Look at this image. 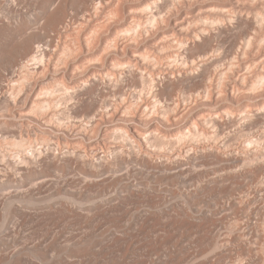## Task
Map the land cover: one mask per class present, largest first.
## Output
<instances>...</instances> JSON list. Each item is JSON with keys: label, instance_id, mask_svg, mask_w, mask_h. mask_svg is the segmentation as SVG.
<instances>
[{"label": "rangeland", "instance_id": "rangeland-1", "mask_svg": "<svg viewBox=\"0 0 264 264\" xmlns=\"http://www.w3.org/2000/svg\"><path fill=\"white\" fill-rule=\"evenodd\" d=\"M8 21L30 27L39 68L18 69L22 30ZM0 36V264H264V0H0ZM42 99L52 113H35ZM131 126L163 140L201 131L215 148L150 169L133 159Z\"/></svg>", "mask_w": 264, "mask_h": 264}, {"label": "bare ground", "instance_id": "bare-ground-1", "mask_svg": "<svg viewBox=\"0 0 264 264\" xmlns=\"http://www.w3.org/2000/svg\"><path fill=\"white\" fill-rule=\"evenodd\" d=\"M145 9H150L149 7H146ZM145 9L143 10V11H145ZM138 11V10H137ZM139 13H143L142 11L141 12H139ZM63 14V13H62ZM138 15V14H137ZM136 15V16H137ZM55 17V16H54ZM142 17V16H141ZM154 17V16H153ZM5 18H6V16H5ZM134 18V17H133ZM54 19V18H53ZM150 19V21H151V19L152 18H149ZM155 19V18H154ZM152 20V22H155V20ZM148 20V19H147ZM7 20H5V22H6ZM20 22H22V21H20ZM215 22V21H214ZM148 23V22H147ZM53 24V23H52ZM6 25V24H5ZM140 25V24H139ZM139 25H138V27H139ZM219 25V24H218ZM137 26V25H136ZM29 28L30 27H28V24H23V23H10L9 21L7 22V25L5 26V28H4V30L7 32V33H12V35L13 34H17V33H19L20 32V30H22L21 31V33H20V35L22 34V37L20 38V39H17V40H19V41H17V44L14 42V44H16V46L15 45H13V47L15 46L16 48L17 47H21V49H23V53H21L22 55H21V59H22V61L19 63V67H18V69H24V68H26L28 65H31V66H33V67H31L32 69H37V68H39V66L42 64L43 65V63H44V59H45V57H44V53H40V45H34V43H33V41H31V38H30V36H29V38H30V40H27L28 39V36L26 37V35H29L28 33V30H29ZM138 29V28H137ZM181 29V28H180ZM224 29H225V27H224ZM131 31V30H130ZM5 33V32H4ZM128 34V33H127ZM197 34V33H196ZM4 35V34H3ZM11 35V36H12ZM18 35V34H17ZM31 35V34H30ZM204 35H203V33L202 32H199V34L196 36L197 38H201V37H203ZM0 37H2V36H0ZM14 37H16V36H14ZM19 37V36H18ZM8 38V37H7ZM134 38V37H133ZM194 38H195V36H194ZM213 38V37H212ZM6 39V38H5ZM9 39H12V38H10L9 37ZM25 39H26V41H25ZM32 39H33V37H32ZM215 39V38H214ZM202 40H204L203 38H202ZM213 40V39H212ZM6 41V40H5ZM12 40H9V42H11ZM16 41V40H15ZM209 42V41H208ZM213 43V42H212ZM4 44V43H3ZM13 44V43H12ZM153 44V43H152ZM204 45V44H203ZM207 45V44H206ZM8 46V45H7ZM10 46V45H9ZM157 47V46H156ZM8 48V47H7ZM10 48V47H9ZM12 48V47H11ZM115 49V48H114ZM117 49V48H116ZM155 49V48H154ZM212 49V48H211ZM5 50H6V48H5ZM15 50V49H14ZM210 50V49H209ZM157 51H158V49H157ZM169 51V50H168ZM9 52V51H8ZM12 52V51H11ZM19 52V51H18ZM134 52H136V51H134ZM164 52H165V50H164ZM185 52V51H184ZM213 52V51H212ZM5 53H6V51H5ZM148 53V52H147ZM161 53V52H160ZM19 54V53H18ZM3 55V54H2ZM166 55V54H165ZM182 55V54H181ZM211 55V54H210ZM132 56H136L135 54L133 55L132 54ZM155 56V55H154ZM8 57V56H7ZM6 57V58H7ZM19 57H20V55H19ZM145 57H146V55H145ZM159 57V56H158ZM167 57V56H166ZM140 58V57H139ZM151 58V57H150ZM4 59V58H3ZM145 59V58H144ZM1 60V59H0ZM63 60V59H62ZM148 60V59H147ZM161 60V59H160ZM165 60V59H164ZM6 61H7V59H6ZM20 61V60H19ZM137 61V64H138V66H140V68L142 67V69L144 68V67H147V65H148V63L147 62H145V60H142L141 58L139 59V60H136ZM219 61V60H218ZM4 62V61H3ZM114 63V62H113ZM205 63V62H204ZM214 63H216V62H214ZM120 64V63H119ZM134 64V63H133ZM132 64V65H133ZM206 64V63H205ZM63 65V64H62ZM131 65V64H130ZM14 66V65H13ZM53 66V65H52ZM114 66V65H113ZM119 66V65H118ZM137 66V65H136ZM116 67V66H115ZM115 67H111V69H110V71L112 72V73H114V72H116V68ZM121 67V66H120ZM149 67V66H148ZM162 67V66H161ZM29 68V67H28ZM28 68H27V70H28ZM77 68V67H76ZM154 68V67H153ZM15 69V68H14ZM72 69V68H71ZM155 69V68H154ZM156 69H157V67H156ZM16 70H17V68H16ZM44 70V69H43ZM78 70V69H77ZM137 70V69H136ZM41 71V70H40ZM24 72V71H23ZM135 72H137V71H135ZM169 72V71H168ZM25 73V72H24ZM30 73V72H29ZM166 73V72H165ZM179 73V72H178ZM72 74V73H71ZM148 74V73H147ZM164 74V73H163ZM171 74H174V73H171ZM183 74V73H182ZM21 75V74H20ZM29 75V74H28ZM28 75H26V77H28ZM43 75V74H42ZM113 75V74H112ZM119 75V74H118ZM149 75V74H148ZM22 76V75H21ZM75 76V75H74ZM202 76V75H201ZM25 77V78H26ZM31 77V76H30ZM94 77V76H93ZM96 77H97V75H96ZM204 77V76H203ZM23 78V77H22ZM25 78H24V83H25ZM37 78V77H36ZM167 78H169V77H167ZM193 78V77H192ZM258 78H260V77H258ZM261 79V78H260ZM22 80V79H21ZM188 80V79H187ZM171 81V80H170ZM258 81V80H257ZM102 82V81H101ZM264 82V81H263ZM21 83V82H20ZM117 83V82H116ZM170 83V82H169ZM172 83V82H171ZM262 83V82H261ZM19 84V83H18ZM60 84V83H59ZM167 84V83H166ZM17 85V84H16ZM100 85H102V84H100ZM155 85V84H154ZM171 85V84H170ZM18 86V85H17ZM21 86V85H20ZM166 86V85H165ZM232 86V85H231ZM13 87H14V85H13ZM22 87V86H21ZM156 87V86H155ZM233 87V86H232ZM61 88V87H60ZM94 88V87H93ZM244 88V87H243ZM19 89H21V88H19ZM165 89V88H164ZM65 90V92H66V89L64 88L63 89V91ZM153 90L155 91V94L156 95H161L162 93H163V91H161L160 89H159V91H157V89H154L153 88ZM152 90V91H153ZM221 90V89H220ZM237 90V89H236ZM62 91V90H61ZM70 90H68V92H69ZM238 91H240V90H238ZM20 92V91H19ZM22 92V91H21ZM53 92H54V90H53ZM53 92H52V90H48L47 88L46 89H44L43 90V92H42V98L44 97V98H46V97H50L51 95L53 96ZM57 91H55V93H56ZM91 92V91H90ZM243 92V91H242ZM11 93V92H10ZM55 93H54V95H55ZM72 93V92H71ZM222 93V92H221ZM15 94H17V93H15ZM57 94V93H56ZM62 94H64V93H62ZM61 94V95H62ZM59 95V94H58ZM88 95V94H87ZM9 96H11V95H9ZM15 96V95H14ZM51 96V97H52ZM67 96V95H66ZM65 97V96H64ZM89 97V96H88ZM157 97V96H156ZM156 97H154V98H156ZM9 98V97H8ZM12 98V97H11ZM14 98V97H13ZM36 98V97H35ZM41 98V97H40ZM206 98V97H205ZM61 99V98H60ZM55 100H56V98H55ZM64 100H66V99H64ZM150 101V100H149ZM158 101V100H157ZM49 102V100H47V99H42V100H37V102H35V104H33V105H35L34 106V108H35V113L36 112H40V113H43V114H45L48 110H49V112H50V109H52V108H54L55 109V106L53 107L52 106V108H50L51 106H50V102ZM58 102V101H57ZM52 103H53V100H52ZM170 103V102H169ZM55 104V103H54ZM54 104H52V105H54ZM58 104V103H57ZM57 104H55V105H57ZM153 104H155V103H153ZM157 104H159V103H157ZM164 105V104H163ZM167 105V104H166ZM71 106V105H70ZM148 106V105H147ZM157 106V105H156ZM155 106V107H156ZM169 106V105H168ZM173 106H174V104H173ZM132 107V106H131ZM152 107V106H151ZM162 107V106H161ZM164 107V106H163ZM171 107V106H170ZM141 108H143V107H141ZM150 108V107H149ZM168 108V107H167ZM187 108V107H186ZM56 109H57V107H56ZM69 109V108H68ZM99 110V109H98ZM124 110H126L125 108H124ZM153 110V109H152ZM187 110V109H186ZM34 111V110H33ZM61 111V110H60ZM138 111V110H137ZM149 111V110H148ZM168 111H171V110H168ZM28 112H29V110H28ZM53 112V111H52ZM52 112H50V113H52ZM63 112V111H62ZM95 112V111H94ZM129 112V111H128ZM142 112V111H141ZM140 112V113H141ZM147 112V111H146ZM153 112V111H152ZM166 112V111H165ZM258 112V111H257ZM56 113V112H55ZM58 113H60V112H58ZM67 113V112H66ZM69 113V112H68ZM67 113V114H68ZM130 113V112H129ZM134 113V112H133ZM136 113H138V112H136ZM139 113V114H140ZM143 113H145V112H143ZM155 113H156V111H155ZM183 113V112H182ZM47 114H48V112H47ZM54 114V113H53ZM61 114V113H60ZM63 114H65V113H63ZM163 114V113H162ZM208 114V113H207ZM34 115V114H33ZM38 115H40V114H38ZM59 115V114H58ZM95 115V114H94ZM94 115H92V116H94ZM138 115V114H137ZM165 115H166V113H165ZM255 114H253V116H254ZM259 115V114H258ZM262 115V114H261ZM31 116V115H30ZM47 116V115H46ZM51 116H52V114H51ZM54 116V115H53ZM52 116V117H53ZM69 116V115H68ZM67 116V117H68ZM96 116V115H95ZM126 116V115H125ZM133 116H136V115H133ZM141 116V115H140ZM152 116V115H151ZM159 116H161L160 114H159ZM166 116H168V118L166 119V121H164L163 119V121H164V123L166 122V123H168L169 124V122L171 123V121H172V119L173 120H176L177 119V113H175L174 111H172V113L171 114H169V115H166ZM202 116V115H201ZM249 116V115H248ZM257 116V115H256ZM43 117V116H42ZM122 117V116H121ZM128 117H129V115H128ZM149 116H147V118H148ZM252 117V116H251ZM250 117V118H251ZM260 116H258V117H255V118H259ZM262 117V116H261ZM264 117V116H263ZM44 118V117H43ZM47 118V117H46ZM45 118V119H46ZM54 118V117H53ZM53 118L51 119V121L53 120ZM93 118V117H92ZM91 118V119H92ZM95 118V117H94ZM162 118V117H161ZM180 118V117H179ZM178 118V119H179ZM198 118V117H197ZM55 119L56 120H58V122L57 123H59V122H62L61 120V118H59L58 116L57 117H55ZM63 119H65V118H63ZM69 119V118H68ZM212 119V118H211ZM260 119V118H259ZM259 119H256V121L258 120L259 121ZM66 120V119H65ZM209 121V118L208 119H206V117H204V118H198V120H197V122L195 123L196 124V126H198V124H204L205 125V123L206 122H208ZM218 120V119H217ZM255 121V122H256ZM46 122H47V120H46ZM49 122V121H48ZM47 122V123H48ZM70 122V121H69ZM68 122V123H69ZM51 123V122H50ZM54 123V122H53ZM131 125H132V122L130 121L129 122ZM163 123V124H164ZM189 123V122H188ZM187 123V124H188ZM213 123V122H212ZM258 123V122H257ZM256 123V124H257ZM30 124V123H29ZM31 124H34V123H31ZM63 124V123H62ZM70 124V123H69ZM129 124V125H130ZM191 124V123H190ZM194 124V125H195ZM44 125H46V124H44ZM48 125H49V123H48ZM51 125V124H50ZM64 125V124H63ZM62 125V126H63ZM82 125H83V123H82ZM151 125V124H150ZM167 125V124H166ZM258 125V124H257ZM30 127H31V125H29ZM34 126V125H33ZM96 126V125H95ZM137 126V125H136ZM191 126H193V125H191ZM210 126V125H209ZM64 127H66V126H64ZM194 127V126H193ZM59 128V127H58ZM74 128V127H73ZM94 128V127H93ZM131 129H132V132H134L135 134H128V135H130V136H128V137H130V141L132 142L131 143V145H132V147H134L133 149H134V153H133V155H135V156H133V159H134V161H137V162H141L145 167H147V168H149L150 167V169H152V168H156L157 170H158V168H159V171H161L162 169L163 170H166L167 169V171H168V167H169V169H170V165L172 164V162H175V164L176 163H179V162H181V159L183 158V156L184 157H187L186 159H187V161L190 163V164H194V163H197V158H199L200 160L202 159L201 157H204V153L203 152H205L204 150H206V149H208V150H210V151H212V150H214V146L213 145H211V144H209L208 143V146H204V144H201V142L199 143V140L198 139H205L206 137H205V134L203 133V135L200 133V132H198V131H195V132H193L196 128H198V127H194V128H192V129H194L191 133H189V132H187V133H189V134H182V132H179V134H176V135H174L173 137H168V139L166 140V138H165V140H163V139H160L159 138V136H158V138H157V135L155 134L154 136H152V134H141L140 132H137L134 128H132V126L130 127ZM60 129V128H59ZM58 129V130H59ZM78 129V128H77ZM80 129V128H79ZM78 129V130H79ZM83 129V128H82ZM109 129V128H108ZM119 129H121V128H119ZM118 129V130H119ZM130 129V130H131ZM209 129V128H208ZM45 130V129H44ZM63 130V129H62ZM61 130V131H62ZM93 130V129H92ZM146 130V129H145ZM190 129H188V131H189ZM200 130V129H199ZM77 131V130H76ZM113 131V130H112ZM117 131V130H116ZM122 131V130H121ZM187 131V130H186ZM118 132H120V131H118ZM118 132H117V134H118ZM184 132V131H183ZM43 133V132H42ZM181 133V134H180ZM74 134V133H73ZM92 134V133H91ZM112 134V133H111ZM122 134V133H121ZM120 134V135H121ZM123 135V134H122ZM121 135V136H122ZM173 135V134H172ZM114 136V135H113ZM117 136V135H116ZM127 136V135H126ZM169 136V135H168ZM217 136V135H216ZM125 137V136H124ZM209 137V136H208ZM213 137V136H212ZM218 137V136H217ZM115 138V137H114ZM114 138H112V139H114ZM104 139V138H103ZM111 138H110V140L108 141V147H110V148H112L113 150H114V152L115 151H117V149L118 148H120L116 143H117V139H114V140H112ZM126 139V138H125ZM207 139V138H206ZM211 139V138H210ZM128 140V139H127ZM126 140V141H127ZM220 140V139H219ZM214 141V140H213ZM21 142V141H20ZM18 143V142H14L15 144H17V146L19 145V146H22V145H20V144H22V143ZM23 142V141H22ZM122 142V141H121ZM129 142V141H128ZM207 142V141H206ZM215 142V141H214ZM125 143H127V142H125ZM222 143V142H221ZM224 143V142H223ZM128 144V143H127ZM106 145V144H105ZM107 147V148H108ZM131 148V147H130ZM219 149V148H218ZM217 149V150H218ZM226 149V148H225ZM120 152V151H119ZM122 152V151H121ZM125 152V151H124ZM216 152V151H215ZM102 153V152H101ZM198 153L199 154H203V156H200V157H197L198 156ZM66 154V153H65ZM82 154V153H81ZM80 154V155H81ZM119 154V153H118ZM124 154V153H123ZM207 154V153H206ZM211 154V153H210ZM61 155V154H60ZM67 155H68V152H67ZM197 155V156H196ZM234 155H235V153H234ZM72 156V155H71ZM77 156H78V154H77ZM94 156V155H93ZM196 156V157H195ZM228 156V155H227ZM59 157V156H58ZM117 157H118V155H117ZM207 157V156H206ZM212 157V156H211ZM213 157H215L217 160H219V161H229V160H231L232 161V158H234V157H232L231 159H228V160H225V159H223V157H221L220 155H218L217 153H216V155L215 156H213ZM67 158H69V157H67ZM100 158H101V156H100ZM116 158V157H115ZM215 158H213V159H215ZM57 159V158H56ZM63 159V158H62ZM104 159V158H103ZM117 160H116V163L120 166V167H125V166H128L129 165V161H130V158L129 159H126V157H123V155L122 156H120L119 158H116ZM132 159V158H131ZM205 159H207V158H205ZM236 159V158H235ZM60 160V159H59ZM88 160V159H87ZM107 160V159H106ZM105 160V161H106ZM199 160V161H200ZM237 160H239L238 158L236 159V161ZM27 161V160H26ZM65 161V160H64ZM215 161V160H214ZM240 161V160H239ZM238 161V162H239ZM245 161V160H244ZM70 162V161H69ZM85 161H83V163H84ZM185 162V161H184ZM202 162V161H201ZM206 162H208V161H206ZM230 162V161H229ZM254 162V161H253ZM80 163V162H79ZM82 163V164H83ZM108 164L107 162H104V164ZM132 163V162H131ZM135 163V162H134ZM171 163V164H170ZM186 163V162H185ZM211 163V162H210ZM219 163V162H218ZM230 163H232V162H230ZM229 163V164H230ZM40 164H42V163H40ZM57 164H59V163H57ZM85 164H87V163H85ZM91 164V163H90ZM169 164V166H167ZM204 164V163H203ZM220 164V163H219ZM223 164V163H222ZM235 164V163H234ZM111 165V164H110ZM110 165H109V167H110ZM113 165V164H112ZM133 165V164H132ZM135 165V164H134ZM239 165H240V163H239ZM28 166V165H27ZM59 166V165H58ZM86 166H88V165H86ZM90 166V165H89ZM136 166V165H135ZM172 166V165H171ZM183 166V165H182ZM190 166V165H189ZM224 166H226V165H224ZM95 167V166H94ZM109 167H107V165L105 166H100V164L97 166V170L98 171H100V172H106V171H109L108 170V168ZM133 167V166H132ZM137 167V166H136ZM184 167V166H183ZM182 167V168H183ZM192 167V166H191ZM89 168V167H88ZM91 168V167H90ZM113 168V167H112ZM127 168V167H126ZM138 168V167H137ZM173 168V167H172ZM236 168V167H235ZM128 169H129V167H128ZM136 169V168H135ZM161 169V170H160ZM183 169H185V168H183ZM189 169V168H188ZM137 170V169H136ZM162 170V171H163ZM209 170H210V168H209ZM257 170V169H256ZM187 171V170H186ZM185 171V172H186ZM243 171V170H242ZM246 171V170H245ZM249 171V170H248ZM259 171H261V170H259ZM258 171V173L260 174V172ZM95 172V171H94ZM93 172V173H94ZM114 172H116V171H114ZM133 172V171H132ZM166 172V171H165ZM190 172V171H189ZM97 173V172H96ZM95 173V174H96ZM108 173V172H107ZM138 173V172H137ZM143 173V172H142ZM183 173V172H182ZM211 173V172H210ZM234 173H236V172H234ZM256 173V172H255ZM130 174V173H129ZM139 174V173H138ZM187 174V173H186ZM198 174V173H197ZM226 174V173H225ZM232 174V173H231ZM262 174V173H261ZM180 175H183V174H180ZM185 175V174H184ZM187 175H189V174H187ZM203 175V174H202ZM239 175V174H238ZM87 176V175H86ZM111 176V175H110ZM179 176V175H178ZM193 176V175H192ZM196 176V175H195ZM206 176V175H205ZM211 176V175H210ZM246 176V175H245ZM257 176V175H256ZM91 177V176H90ZM177 177V176H176ZM186 177V176H185ZM184 177V178H185ZM199 177V176H198ZM209 177V176H208ZM219 177V176H218ZM229 175H228V177H227V179H229ZM232 177H233V175H232ZM236 177V176H235ZM247 177V176H246ZM86 178V177H85ZM92 178V177H91ZM118 178H120V177H118ZM187 178H190V177H187ZM201 178V177H200ZM231 178V177H230ZM99 179V178H98ZM101 179V178H100ZM121 179V178H120ZM191 179V178H190ZM199 179V178H198ZM202 179V178H201ZM221 179V178H220ZM223 179V178H222ZM240 179V178H239ZM194 180V179H193ZM234 180V179H233ZM235 180H236V178H235ZM252 180V179H251ZM254 180V179H253ZM98 181V180H97ZM124 181V180H123ZM183 181V180H182ZM189 180H187L186 182H188ZM196 181V180H195ZM224 181V180H223ZM68 182V181H67ZM117 181H115V183H116ZM121 182V181H120ZM186 182H181V184H182V186L183 185H186ZM194 182V181H193ZM222 182V181H221ZM71 183V182H70ZM122 183V182H121ZM203 183H204V181H203ZM212 183V182H211ZM215 183V182H214ZM218 183V182H217ZM225 183V182H224ZM55 185V184H54ZM92 185H94V184H92ZM126 186H125V190L129 193V194H135V193H137V194H140V190L142 191L143 189H139V185L137 186V185H135V184H131V183H128V184H125ZM188 185L189 186H191V185H193L192 187H194V184H192L191 183V180H190V183H188ZM187 185V186H188ZM208 185V184H207ZM221 185V184H220ZM83 186V185H82ZM123 186V185H122ZM55 187H57V185H55ZM85 187V186H84ZM184 187V186H183ZM76 188V187H75ZM110 188V187H109ZM54 189V188H53ZM59 189H62V188H59ZM66 189V188H65ZM93 189V188H92ZM190 189H192V188H190ZM189 189V190H190ZM199 189V188H198ZM201 189V188H200ZM203 189V188H202ZM201 189V190H202ZM204 189H205V187H204ZM208 189V188H207ZM212 189V188H211ZM254 189V188H253ZM256 189V188H255ZM58 190V189H57ZM209 190V189H208ZM259 191V190H258ZM257 191V192H258ZM68 192V191H67ZM91 192V191H90ZM100 192V191H99ZM104 192V191H103ZM124 192V191H123ZM185 192V191H184ZM255 192V191H254ZM107 193V192H106ZM125 193V192H124ZM186 193V192H185ZM197 192L194 190V191H191V192H188V193H186L187 195H185V196H187V197H192V196H195L196 195V197H197V194H196ZM209 193V192H208ZM58 194H59V190H58ZM61 194V193H60ZM105 194V193H104ZM126 194V193H125ZM143 194V193H142ZM184 194V193H183ZM227 194V193H226ZM70 195V194H69ZM252 195V194H251ZM104 196V195H103ZM58 197V196H57ZM68 197V196H67ZM74 197V196H73ZM122 197V196H121ZM120 197V198H121ZM125 198L127 197V196H124ZM140 197V196H139ZM251 197V196H250ZM61 199L63 198L62 196L60 197ZM116 198H118V197H116ZM130 198V197H129ZM58 200H59V198H57ZM60 199V200H61ZM66 199V198H65ZM63 200V202L65 201L66 202V200ZM69 199V198H68ZM111 199V198H110ZM112 199H114V198H112ZM128 199V198H127ZM140 199V198H139ZM141 199H143V198H141ZM58 200H55V202L57 201L58 202ZM109 200V199H108ZM123 200V199H122ZM129 200V199H128ZM134 200V199H133ZM192 200V199H191ZM195 200V199H194ZM220 200V199H219ZM45 201V200H44ZM111 201V200H110ZM114 201H116V200H114ZM190 201V200H189ZM62 202V203H63ZM118 202V201H117ZM194 202V201H193ZM60 203V202H59ZM69 203V202H68ZM97 203V202H96ZM95 203V204H96ZM100 203V202H99ZM98 203V204H99ZM120 203H121V201H120ZM67 203H65V205H66ZM70 204V203H69ZM95 204L94 205H92L91 206V208L92 207H95V208H92V210L93 211H100L101 210V206L99 207V206H95ZM98 204H96V205H98ZM114 204V203H113ZM123 204V203H122ZM58 205V204H57ZM65 205L64 204H60V206L59 207H61V208H64V210H65ZM99 205H101V204H99ZM103 205V204H102ZM107 205H109V204H107ZM124 205V204H123ZM147 205H149V204H147ZM48 206V205H47ZM46 206V207H47ZM68 206V205H67ZM66 206V207H67ZM106 206V205H105ZM111 206H112V204H111ZM114 206V205H113ZM112 206V207H113ZM150 206V205H149ZM152 206V205H151ZM43 207H45V206H43ZM70 207V206H69ZM69 207H68V210H69ZM107 207V206H106ZM145 207H147V206H145ZM155 207V206H154ZM50 208V207H49ZM61 208H60V210H61ZM88 208L90 209L89 211H91V208L89 207V206H87V211L85 210V212H88ZM102 208H103V206H102ZM108 208V207H107ZM45 209V208H44ZM43 209V210H44ZM59 209V208H58ZM72 209V208H71ZM70 209V210H71ZM81 209V208H80ZM83 209V208H82ZM38 210H40L39 209V207H38ZM63 209H62V211H64ZM66 210H67V208H66ZM75 210V207H74V209L73 210H71L72 212H75L74 211ZM111 210V209H110ZM115 210V209H114ZM154 210V209H153ZM41 211V210H40ZM79 211H81V210H79ZM92 211V212H93ZM35 212V211H34ZM65 212H67V211H65ZM92 212H90V213H92ZM101 212V211H100ZM157 212V211H156ZM167 212V211H166ZM165 212V213H166ZM46 213V212H45ZM64 213V212H63ZM77 213V212H76ZM142 213V215H144L145 216V218L147 217L146 215H147V213H148V211L146 210H144L143 212H141ZM150 213V212H149ZM149 213H148V215H149ZM49 214V213H48ZM53 214V213H52ZM85 214V213H84ZM97 214V213H96ZM103 214V213H102ZM113 214V213H112ZM150 214H152V213H150ZM167 214V213H166ZM79 215V214H78ZM77 215V216H78ZM153 215V214H152ZM154 215H155V212H154ZM88 216V215H87ZM93 216V215H92ZM83 217H85V215L83 216ZM149 217H150V215H149ZM154 217V216H153ZM148 218V217H147ZM159 218V217H158ZM153 220V219H152ZM154 220H156L155 218H154ZM153 220V221H154ZM115 222V221H114ZM146 222H148L147 220H146ZM155 222V221H154ZM178 222H180V221H178ZM199 222V221H198ZM159 223V222H158ZM177 223V222H176ZM188 223V222H187ZM187 223H185V224H187ZM160 224V223H159ZM182 224H184L183 222H182ZM188 224H190L188 227H190V228H195V227H197L196 225H194V224H191V222L190 223H188ZM181 225V224H180ZM217 225V224H216ZM156 226H158V225H156ZM179 226V225H178ZM183 226V225H182ZM164 227V226H163ZM166 227V226H165ZM199 228V227H198ZM201 228V227H200ZM180 229V228H179ZM169 238V237H168ZM172 238V237H171ZM176 238V237H175ZM214 238V237H213ZM236 238V237H235ZM173 239V238H172ZM208 239V238H207ZM167 240V239H166ZM215 240V239H214ZM213 240V241H214ZM236 240V239H235ZM209 241V240H208ZM232 241V240H231ZM164 242V241H163ZM178 242V241H177ZM215 242H216V240H215ZM214 242V243H215ZM236 242V241H235ZM168 243V242H167ZM174 243V242H173ZM82 244V243H81ZM165 244V243H164ZM163 244V245H164ZM208 244V243H207ZM170 245V244H169ZM214 245V244H213ZM175 246V245H174ZM207 246V245H206ZM205 249H207L206 247H204ZM226 252V251H225ZM152 253V252H151ZM198 253V252H197ZM202 254V253H201ZM215 256V255H214ZM220 256V255H219ZM181 257V256H180ZM187 257V256H186ZM192 257V256H191ZM190 257V258H191ZM74 258V257H73ZM177 258H179V257H177ZM220 258V257H219ZM192 259V258H191ZM210 260V259H209ZM212 260V259H211ZM174 261V260H173ZM258 261H260V260H258ZM27 262V261H26ZM177 262V261H176ZM165 264H166V262H165ZM201 264V263H200ZM203 264H208V263H203ZM237 264V263H236Z\"/></svg>", "mask_w": 264, "mask_h": 264}]
</instances>
